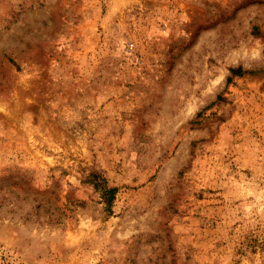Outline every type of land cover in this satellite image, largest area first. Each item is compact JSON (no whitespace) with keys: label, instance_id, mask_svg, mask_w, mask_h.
Listing matches in <instances>:
<instances>
[{"label":"rangeland","instance_id":"obj_1","mask_svg":"<svg viewBox=\"0 0 264 264\" xmlns=\"http://www.w3.org/2000/svg\"><path fill=\"white\" fill-rule=\"evenodd\" d=\"M0 264H264V0H0Z\"/></svg>","mask_w":264,"mask_h":264},{"label":"trees","instance_id":"obj_2","mask_svg":"<svg viewBox=\"0 0 264 264\" xmlns=\"http://www.w3.org/2000/svg\"><path fill=\"white\" fill-rule=\"evenodd\" d=\"M230 72L232 76H239L243 73L241 68L230 69ZM230 79L231 77H228L227 81H229ZM84 183L92 185L94 190L99 193L103 209L110 213L111 206L115 199L116 188L109 186L107 179L97 171L90 172L84 179Z\"/></svg>","mask_w":264,"mask_h":264}]
</instances>
